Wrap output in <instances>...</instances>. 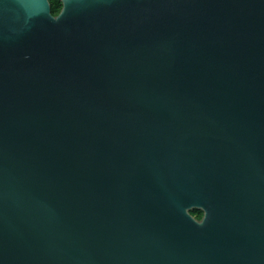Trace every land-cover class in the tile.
<instances>
[{"label":"water","instance_id":"95a60500","mask_svg":"<svg viewBox=\"0 0 264 264\" xmlns=\"http://www.w3.org/2000/svg\"><path fill=\"white\" fill-rule=\"evenodd\" d=\"M59 1L0 0V264H264V0Z\"/></svg>","mask_w":264,"mask_h":264},{"label":"trees","instance_id":"16d2710c","mask_svg":"<svg viewBox=\"0 0 264 264\" xmlns=\"http://www.w3.org/2000/svg\"><path fill=\"white\" fill-rule=\"evenodd\" d=\"M51 4V11L54 16H58L61 9L62 4L59 0H49ZM191 214L196 217V219L201 220L203 217V213L201 211L194 210L191 212Z\"/></svg>","mask_w":264,"mask_h":264}]
</instances>
